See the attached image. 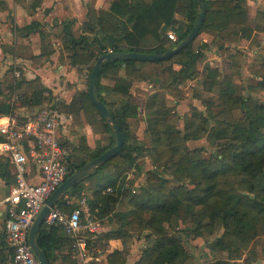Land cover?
Returning <instances> with one entry per match:
<instances>
[{
	"label": "trees",
	"instance_id": "16d2710c",
	"mask_svg": "<svg viewBox=\"0 0 264 264\" xmlns=\"http://www.w3.org/2000/svg\"><path fill=\"white\" fill-rule=\"evenodd\" d=\"M201 3L205 13L197 35L205 32L218 36L223 44L234 43L239 39L250 41L251 44L257 42L254 41V28L242 0H201ZM177 14L183 17V22L176 21ZM199 14L200 8L194 0H112L109 11L100 15L96 23L86 26V32L94 33L91 38L81 36L73 40L66 33L64 45L72 51L71 59L75 63L96 62L108 49L113 53L161 54L187 37ZM95 26H98L96 30ZM167 29L175 32V43H169L166 31L163 33ZM193 42L166 60L112 59L104 61L99 70L100 76L109 71H118L124 66L126 78L119 80L112 92L125 100L117 111H109L122 133L124 144L116 155L83 177L71 190L75 194H88L89 191L88 205L92 214L98 221L108 216V222L116 225V229L106 236L99 235L96 245L103 238L127 239L134 234L140 238L142 232H146L144 238L147 246L141 250L140 259L135 264H197V259L188 251L186 240L181 236L183 230L171 235L165 228L172 220L188 216L189 222L194 225L191 230L193 238L203 236L200 232L202 230L208 236L217 233L209 240L211 264H251L250 254L260 239H263L261 251L264 253V102L240 94L230 72L222 73L219 67L205 64L204 77L199 84L204 91L212 94L202 99L206 110L204 112L191 107V115L184 120L183 129L174 127V112L167 106L165 90H172L174 98L180 91L177 86L197 76V65L203 55L199 52L200 47H195ZM76 44L87 51L75 52L72 48ZM171 61L179 68L174 69L172 64L165 66V63ZM256 62L259 66L254 70L259 73L258 78L254 76L257 79L256 87L264 90V56ZM136 65H140V68H136ZM144 65L157 67L152 70L155 72L153 78L147 74ZM133 76L151 80L158 86L156 91L146 100L132 102L127 94L131 82L125 79ZM27 85L23 81L7 85L4 99L0 101L1 117L13 110L9 103L12 90ZM29 86L31 93H22L21 103H42L45 100L42 99L43 88L37 82ZM99 90L97 77L95 94L105 104ZM74 106L77 112L81 109L86 115L96 112L100 118L99 129L109 132L112 142L105 149L91 155L86 147L81 146L77 156L67 158L71 174L116 143L111 126L100 117L87 94L83 93L74 99L68 110H74ZM138 106L144 109L146 131L150 137V147L145 150L153 160L159 162L160 167L170 168L173 178L164 179L157 171L147 172L148 189H140L139 197L133 199L131 195L136 194L127 195L129 191L124 188L123 174L136 166V159L142 156L144 150V145L132 136L128 122L129 119H137ZM236 110H239L240 116L234 114ZM210 122H213L211 127ZM208 133L216 141L218 151L215 156H204L200 148L190 150L187 147V142L198 140ZM220 175L241 176L240 182H246V192L237 188H219L217 178ZM85 181L93 183V186L88 189ZM188 183L192 185L191 188H187ZM106 187H112L113 192L105 193ZM125 197L132 208L127 212H117L116 205ZM196 207L204 209L207 223L194 216ZM58 230L61 229L56 226L47 228L42 225L36 236L37 244L48 264L53 263L62 246L68 245L65 258L72 264L69 258L71 240L58 234ZM245 241L252 242L249 249H245L248 243ZM244 249L245 258L242 257ZM107 262L125 264L124 253L113 251L107 256Z\"/></svg>",
	"mask_w": 264,
	"mask_h": 264
},
{
	"label": "crops",
	"instance_id": "0c3cea01",
	"mask_svg": "<svg viewBox=\"0 0 264 264\" xmlns=\"http://www.w3.org/2000/svg\"><path fill=\"white\" fill-rule=\"evenodd\" d=\"M111 2L112 0H0V101L4 99L3 95L6 92L7 85H14L23 81V83L28 85L20 89L19 87L14 88L12 93H10L9 103L13 107L12 112L33 115L39 109L54 104L64 113L71 115L70 126L67 128L66 133L60 136L63 142L71 146L69 155L71 158L78 155V150L81 146L89 150V155L101 151L112 142V138L109 132H102L99 129L100 118L96 112L86 115L81 109L77 112L75 106L73 107L74 110H68L74 99L83 93L88 95L89 69L95 65V62L94 60L86 63L73 62L71 59L72 51L64 45L65 34H69L73 40H78L81 36L91 38L94 33L86 32V26L96 23L100 15L107 13ZM242 2L248 10V18L254 28L253 37L256 34L255 28L260 26L263 39L264 0H242ZM258 12L262 13V16L258 15ZM175 19L177 22L184 21L183 17L178 14L175 15ZM97 28L98 26H95L94 30ZM180 29L183 30L184 28L180 27ZM168 30L171 29L163 30V33ZM215 37L205 32L200 33L196 47L209 49L208 46L212 45L210 43ZM239 40L246 41L245 39ZM219 42L217 40V43ZM249 42L247 43L249 44ZM72 49L77 53L87 51L79 44H76ZM205 54L207 57L213 53L209 51V53ZM210 58L206 59L209 60ZM208 65L213 67L212 62H209ZM143 67H145L148 75H152L151 78L155 76L151 71L156 66L144 65ZM136 68L139 69L140 65H136ZM173 68L178 69L179 67L173 66ZM15 70L19 71L20 77L16 78L14 76ZM198 71L199 75L194 79L187 80L186 83H200L204 75L202 68ZM124 78L126 76L123 65L118 71H109L100 76L98 74L99 95L111 112L117 111L119 106L124 103L125 98L112 92L115 84ZM125 80L131 82L127 94L134 103L138 100H146L158 87L151 80L139 79L138 76ZM33 82H37L43 88L42 99L45 100L38 105L32 103L24 105L21 103V95L22 93L30 95L31 87L29 84ZM177 88L180 89L181 86H177ZM13 95L18 97L19 100L11 103ZM165 99L167 106L171 105V101L176 102L175 104L180 102V99L177 101L173 100L172 90L170 89L165 90ZM144 118V109L138 106L137 121H134L145 128ZM128 122L131 126L133 120L129 119ZM136 140L140 141L139 138H136ZM13 183V170L5 161L4 156L0 155V262H4L10 255V250H8L4 240L6 213L2 201ZM103 220L106 223L101 226L99 235L103 234L106 236L116 229V225L108 222V216ZM102 221L100 222L102 223ZM61 230L57 231L58 234L66 236ZM98 237L95 240L96 243ZM125 239L111 238L106 240V238H103L97 245L94 241V245L101 254L100 260L96 264H108L107 256L113 251L124 253L125 264H135L139 261L141 246L145 242H141V239L135 240L133 237ZM68 247V245H64L60 251H57L52 264H70L69 260L65 258L68 253ZM250 258L251 264H264V253L261 251V245L250 254Z\"/></svg>",
	"mask_w": 264,
	"mask_h": 264
},
{
	"label": "built area",
	"instance_id": "2783aa9c",
	"mask_svg": "<svg viewBox=\"0 0 264 264\" xmlns=\"http://www.w3.org/2000/svg\"><path fill=\"white\" fill-rule=\"evenodd\" d=\"M166 37L177 41L172 30ZM106 53L113 52L108 49ZM14 76L20 77L19 71L15 70ZM17 100L13 95L11 103ZM71 120V115L54 104L33 115L12 112L0 118V155L14 175V183L2 201L6 213L4 240L10 255L0 264H39L28 244V233L47 200L71 174L67 161L71 146L60 139ZM61 201V206L48 210L43 225L59 227L70 238L72 264H96L101 254L94 241L101 233V224L89 209L88 194L67 190Z\"/></svg>",
	"mask_w": 264,
	"mask_h": 264
},
{
	"label": "rangeland",
	"instance_id": "374dc122",
	"mask_svg": "<svg viewBox=\"0 0 264 264\" xmlns=\"http://www.w3.org/2000/svg\"><path fill=\"white\" fill-rule=\"evenodd\" d=\"M258 15H261L262 13H257ZM262 16V15H261ZM256 34L254 37V41H257L256 43L249 42L248 41H241L239 40L236 43H233L231 45L223 44L218 36L213 38L211 46H208V48H199V52L203 55L202 61L198 62L197 65V75H199L200 68H202L205 64H209V62H212V66L220 67L222 70V73H228L230 72L232 75V80L235 83L237 88V91L240 94H244V96H250L254 99H257L259 102H264V90L259 89L256 87L257 79L255 77L259 76V73L257 74L254 72L255 69H258V64L256 61L260 59L261 56H264V38L262 39V28L260 26H257L256 28ZM172 32L175 35V32L172 30ZM176 36V35H175ZM200 37V34L197 35L194 39V46L198 44V39ZM169 40V39H168ZM217 40L220 42L217 43ZM170 41V40H169ZM169 43H173L170 41ZM227 45V46H226ZM215 46V47H214ZM211 51L213 54H210L206 57L205 53H209ZM211 57L209 60L206 58ZM214 58V59H213ZM177 67V64L174 61H171L170 63H165V66L168 65ZM157 68V67H156ZM154 74L155 72L152 71ZM255 76V77H254ZM201 78V77H200ZM258 78V77H257ZM222 80V78H220ZM190 82V81H189ZM177 94V96L174 97L173 100L177 101L180 99V102L178 104H175L171 101V105L169 107L172 108L174 112V119L173 124L174 127L177 129H183L184 120L191 115V107L197 108L199 111H204L206 108L202 105V99L209 98L212 96L211 93H208L203 90V87L197 83L193 82L191 84H188V82L184 83ZM200 96V97H199ZM234 114L237 116H240L239 110L234 111ZM137 121V119H136ZM145 123V121H144ZM146 126V123H145ZM213 126V122H210V127ZM131 134L133 137L139 138L140 144L144 145V150L142 151V156L137 157L136 159V166H133L132 168L128 169L126 172H124V188H126L129 193L127 195H131L135 193L136 195L133 196V199H137L141 194L140 189H148L147 186V172H154L157 171L164 179H171L173 178L170 175V168L163 169L159 166V162H156L153 160V158L150 156L149 152L145 149L150 147V137L146 131V127L144 128L142 125H140L138 122H135L133 120L131 126ZM140 128V129H139ZM135 138V139H136ZM187 147L190 150L200 148L202 150V153L204 156H210L217 153L218 148L216 146V141L211 133L206 134L204 137L199 138L198 140H192L187 142ZM92 172V171H91ZM90 172V173H91ZM241 176H227L223 177L222 175L218 176L217 182L219 188H222L224 190H233L235 188L246 192V182H240ZM85 186L90 189L93 186V183H90L88 181L84 182ZM187 188H191V184L188 183ZM107 188H110V191H107ZM229 188V189H226ZM72 188L68 189L71 190ZM134 190V191H133ZM240 191V192H241ZM105 193H112L113 188L112 187H106L104 190ZM153 194V193H150ZM88 195L89 191H88ZM61 202V197H59L55 205H58ZM218 206V203L217 205ZM132 207L128 204L126 197L123 198L119 203L116 205L115 210L117 212H127ZM183 210V209H182ZM181 210V211H182ZM204 209L202 207H196L195 209V217L199 220H203V223H207L206 215H204ZM181 217V216H180ZM190 217L187 218H178L176 221L172 220L170 224H166L165 228L167 231L172 235V233H177L178 231H182L181 236L184 237L186 240V246L188 251H190L193 256L197 259V264H211V257L209 256V246L210 241L214 236L217 235V233H214L213 236L206 235V231L202 230L200 231L203 236L194 237L191 235V230H193L194 225L190 222ZM100 222V221H99ZM106 221L103 220L102 223L100 222L101 226L105 224ZM60 234V233H59ZM146 232H142L140 235V238H137L136 235H133V238L135 240L141 239V242L144 241L145 244L141 246V248H145L147 246V241L145 238H143V235H145ZM64 236V235H63ZM261 240H259V243L255 245V249L261 245ZM248 242L245 245V249H249L251 247L250 241H245V243ZM140 246V245H139ZM138 246V247H139ZM245 249L242 252V257H246V251Z\"/></svg>",
	"mask_w": 264,
	"mask_h": 264
},
{
	"label": "water",
	"instance_id": "95a60500",
	"mask_svg": "<svg viewBox=\"0 0 264 264\" xmlns=\"http://www.w3.org/2000/svg\"><path fill=\"white\" fill-rule=\"evenodd\" d=\"M196 4H198L200 8V14L191 29L190 33L187 35V37L169 49L168 51L161 53V54H142V53H105L98 57V59L95 62V65L93 66L89 78H88V97L94 107L97 109L99 115L101 118L106 122L108 125L111 126L114 135L116 143L111 148L107 149L104 153H102L99 157L95 158L94 160L90 161L86 165H84L82 168L77 170L75 173L69 175L55 190V192L50 196V198L47 200L46 204L42 208V210L39 212L38 216L34 220L29 233H28V244L31 247V250L33 251L34 255L36 256L39 264H48V261L43 254V252L40 250L37 241L36 236L39 231V229L43 225V220L48 212V210L55 205L56 200L59 197H62L64 192H66L68 189L72 188L77 182H79L83 177H85L87 174H89L91 171L96 169L97 167L104 164L107 160H109L111 157L116 155L122 148L124 144V138L122 136V133L119 129V127L115 124V121L113 117L111 116L108 108L105 104L100 102L96 95H95V82L99 74V70L101 67V64L106 60H139V61H160V60H166L177 54L179 51L184 49L191 41L195 39L197 36L199 27L201 26L203 19H204V13L205 8L203 4L201 3V0H194Z\"/></svg>",
	"mask_w": 264,
	"mask_h": 264
}]
</instances>
